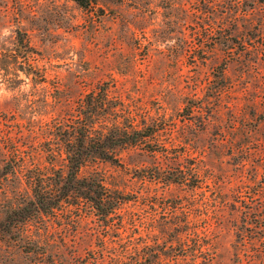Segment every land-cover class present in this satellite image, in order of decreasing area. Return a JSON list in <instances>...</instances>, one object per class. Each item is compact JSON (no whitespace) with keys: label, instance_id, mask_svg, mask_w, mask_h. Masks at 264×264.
Segmentation results:
<instances>
[{"label":"rangeland","instance_id":"374dc122","mask_svg":"<svg viewBox=\"0 0 264 264\" xmlns=\"http://www.w3.org/2000/svg\"><path fill=\"white\" fill-rule=\"evenodd\" d=\"M97 2L0 0V264H264V0ZM101 87L156 130L81 170L121 202L21 217Z\"/></svg>","mask_w":264,"mask_h":264},{"label":"trees","instance_id":"16d2710c","mask_svg":"<svg viewBox=\"0 0 264 264\" xmlns=\"http://www.w3.org/2000/svg\"><path fill=\"white\" fill-rule=\"evenodd\" d=\"M73 1L84 8H94L98 3V0ZM115 103L110 99L107 88L92 90L79 102V111L71 121L58 123L62 129L57 132L60 133L58 139L61 148H58V152L51 150L50 155L62 156L64 166L52 174L38 170L30 176L31 198L26 202L27 205L18 206L14 212L21 217L24 210L27 215L54 213L70 197L86 200L99 211L103 205H107V213L114 212L121 201L112 202L103 180L81 175L82 168L89 159L119 162L118 148L141 143L148 137H155L156 132L154 127L145 122L140 126L132 112L125 114L123 108H118ZM155 146L152 150H156ZM15 153L17 155L18 150Z\"/></svg>","mask_w":264,"mask_h":264}]
</instances>
